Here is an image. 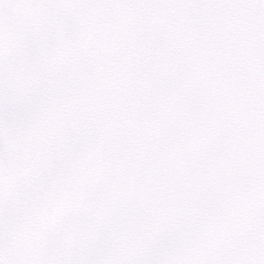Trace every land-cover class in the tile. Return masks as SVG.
I'll return each mask as SVG.
<instances>
[{
  "label": "snow or ice",
  "instance_id": "1",
  "mask_svg": "<svg viewBox=\"0 0 264 264\" xmlns=\"http://www.w3.org/2000/svg\"><path fill=\"white\" fill-rule=\"evenodd\" d=\"M0 264H264V0H0Z\"/></svg>",
  "mask_w": 264,
  "mask_h": 264
}]
</instances>
